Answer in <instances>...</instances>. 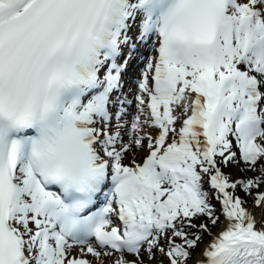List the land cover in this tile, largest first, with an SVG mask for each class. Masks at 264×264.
Wrapping results in <instances>:
<instances>
[{
	"label": "snow or ice",
	"instance_id": "obj_1",
	"mask_svg": "<svg viewBox=\"0 0 264 264\" xmlns=\"http://www.w3.org/2000/svg\"><path fill=\"white\" fill-rule=\"evenodd\" d=\"M262 189L264 0H0V264H264Z\"/></svg>",
	"mask_w": 264,
	"mask_h": 264
},
{
	"label": "bare ground",
	"instance_id": "obj_2",
	"mask_svg": "<svg viewBox=\"0 0 264 264\" xmlns=\"http://www.w3.org/2000/svg\"><path fill=\"white\" fill-rule=\"evenodd\" d=\"M136 60H137V59H136ZM136 60L133 61V63L131 64V67H130V68H132L133 66H135V64H136ZM134 75H135V74H134ZM135 76H138V75H135ZM131 111H132V110H131ZM139 155H142V154H139ZM227 171L231 172V173L233 174L234 177H238V176L241 175V173H239L236 169H233L232 166H230V167L227 169ZM248 175L251 176V175H253V174H252L251 172H249ZM262 190H264V189H262ZM248 207H249V210L252 211L253 214L256 216L257 220H259L260 217H261V213H262V211H264V209H258V208L253 207L252 203H249V204H248ZM221 219H223V217H222ZM217 231H219V227L213 229V232H214V233L217 232ZM210 239H211V238H210L209 236L205 235V241H204V244H207V243L210 241ZM204 244L201 245V248L204 247ZM197 252H199V249L197 250ZM154 264H155V262H154ZM190 264H191V262H190Z\"/></svg>",
	"mask_w": 264,
	"mask_h": 264
},
{
	"label": "rangeland",
	"instance_id": "obj_3",
	"mask_svg": "<svg viewBox=\"0 0 264 264\" xmlns=\"http://www.w3.org/2000/svg\"><path fill=\"white\" fill-rule=\"evenodd\" d=\"M135 88H136V83H135V86H134V90L132 91V99H133V93H134V91H135ZM134 111V109L133 108H129V111ZM233 167V169H236L237 171H238V168H237V166H232ZM226 171H227V169H226ZM239 172V171H238ZM240 173V172H239ZM253 174V173H252ZM215 203V202H214ZM249 203H252V201L251 200H249V202H248V204ZM217 209H219V205L217 204ZM204 241H205V236H204ZM198 250V249H197Z\"/></svg>",
	"mask_w": 264,
	"mask_h": 264
}]
</instances>
